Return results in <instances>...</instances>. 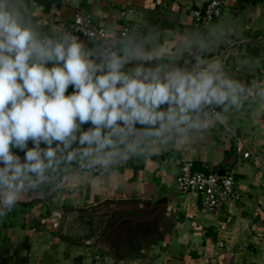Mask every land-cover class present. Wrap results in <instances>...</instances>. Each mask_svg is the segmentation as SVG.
<instances>
[{
	"label": "clouds",
	"instance_id": "9594fccd",
	"mask_svg": "<svg viewBox=\"0 0 264 264\" xmlns=\"http://www.w3.org/2000/svg\"><path fill=\"white\" fill-rule=\"evenodd\" d=\"M227 37L219 23L201 33L106 26L81 37L45 30L24 0H0V217L45 189L97 174L110 181L132 159L264 105V79L237 78L216 54Z\"/></svg>",
	"mask_w": 264,
	"mask_h": 264
},
{
	"label": "crops",
	"instance_id": "0c3cea01",
	"mask_svg": "<svg viewBox=\"0 0 264 264\" xmlns=\"http://www.w3.org/2000/svg\"><path fill=\"white\" fill-rule=\"evenodd\" d=\"M207 1L24 0L45 30H66L81 11L104 27L151 24L195 33L202 30L194 26L189 10ZM224 2L222 16L213 24L219 23L228 37L216 54L237 78L264 79V0ZM245 59L256 62L255 73L241 69ZM234 134L261 156L260 162L242 157ZM184 161L218 173L234 171L240 198L219 213H201L198 198L168 187ZM164 196L168 201L156 205ZM122 213L131 218L164 215L163 222H154V228L164 230L160 243L130 250L126 229L135 230V220L120 221L105 233L102 225ZM97 245L120 264H264V105H246L241 112L227 114L224 123L211 125L202 139L132 159L110 181L97 174L57 190L45 189L0 217V264H79Z\"/></svg>",
	"mask_w": 264,
	"mask_h": 264
},
{
	"label": "built area",
	"instance_id": "2783aa9c",
	"mask_svg": "<svg viewBox=\"0 0 264 264\" xmlns=\"http://www.w3.org/2000/svg\"><path fill=\"white\" fill-rule=\"evenodd\" d=\"M178 0H175V3ZM224 0H208L201 8H192L189 13L194 21V26L205 30L222 16ZM134 11V10H132ZM126 11L123 15H126ZM104 26L95 23L90 14L76 11L73 21L68 24L66 30L83 37L85 29L101 30ZM127 29V28H124ZM229 52L226 55L228 58ZM237 146L242 150L244 159L252 160L255 163L261 161V156L255 154L246 144L245 140L234 134ZM235 173L231 171L221 175L213 167L205 169L195 168L189 161L180 163V169L174 183L169 184L179 194L193 195L198 198L199 209L203 214H216L225 209L230 201L240 198V193L235 189ZM57 225V224H56ZM90 253L79 264H120L112 255L103 252L99 245L89 251Z\"/></svg>",
	"mask_w": 264,
	"mask_h": 264
},
{
	"label": "rangeland",
	"instance_id": "374dc122",
	"mask_svg": "<svg viewBox=\"0 0 264 264\" xmlns=\"http://www.w3.org/2000/svg\"><path fill=\"white\" fill-rule=\"evenodd\" d=\"M123 217V218H122ZM112 218V217H109ZM108 218V223L103 226L102 228H105V233L106 231L109 232L112 230V228H114L116 225H118V223L120 221L124 222V224H126V221H134L133 224H135V230H131L130 228L126 229V232H129L127 235L129 237L130 241H127L129 249L131 250L132 247L134 246L137 250L140 249H145L148 250L151 245L153 243L155 244H159L160 243V239H162L163 234H164V230H159L155 225V220H159V222H163L164 221V215H162V217L160 216L159 218L157 217H151V215H147L145 217H137V218H131V216H127L125 213L119 214V216H115L112 219ZM138 218L140 220H143L144 222H140V220H138ZM105 222V221H104ZM121 222V223H122ZM130 223V222H128ZM159 239V240H158ZM132 242V243H130ZM130 243V244H129Z\"/></svg>",
	"mask_w": 264,
	"mask_h": 264
},
{
	"label": "water",
	"instance_id": "95a60500",
	"mask_svg": "<svg viewBox=\"0 0 264 264\" xmlns=\"http://www.w3.org/2000/svg\"><path fill=\"white\" fill-rule=\"evenodd\" d=\"M219 174L223 175V174H225V171H224V170H220V171H219ZM167 201H168V196H164V197L160 198L159 200H157V201L155 202V204H156V205H158V204H163V203H165V202H167Z\"/></svg>",
	"mask_w": 264,
	"mask_h": 264
}]
</instances>
